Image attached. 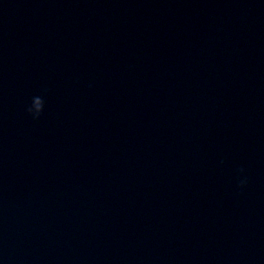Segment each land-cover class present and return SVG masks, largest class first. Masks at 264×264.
I'll list each match as a JSON object with an SVG mask.
<instances>
[{
  "label": "water",
  "instance_id": "obj_1",
  "mask_svg": "<svg viewBox=\"0 0 264 264\" xmlns=\"http://www.w3.org/2000/svg\"><path fill=\"white\" fill-rule=\"evenodd\" d=\"M0 264H264V0H0Z\"/></svg>",
  "mask_w": 264,
  "mask_h": 264
},
{
  "label": "clouds",
  "instance_id": "obj_2",
  "mask_svg": "<svg viewBox=\"0 0 264 264\" xmlns=\"http://www.w3.org/2000/svg\"><path fill=\"white\" fill-rule=\"evenodd\" d=\"M43 106V99L39 96L34 97L31 106L27 108V112L32 117V119L38 120L43 112ZM241 171H243V169H241ZM246 182V180L241 181L240 186L242 187Z\"/></svg>",
  "mask_w": 264,
  "mask_h": 264
}]
</instances>
